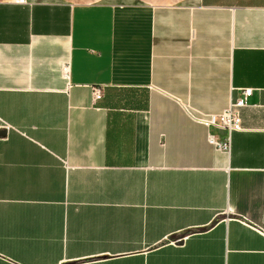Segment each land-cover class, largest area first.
Returning a JSON list of instances; mask_svg holds the SVG:
<instances>
[{
	"label": "crops",
	"instance_id": "1",
	"mask_svg": "<svg viewBox=\"0 0 264 264\" xmlns=\"http://www.w3.org/2000/svg\"><path fill=\"white\" fill-rule=\"evenodd\" d=\"M2 129L0 264H264V0H0Z\"/></svg>",
	"mask_w": 264,
	"mask_h": 264
},
{
	"label": "built area",
	"instance_id": "2",
	"mask_svg": "<svg viewBox=\"0 0 264 264\" xmlns=\"http://www.w3.org/2000/svg\"><path fill=\"white\" fill-rule=\"evenodd\" d=\"M24 3L25 0H19ZM61 73L66 81L67 88L70 86L69 75L70 65L68 62L64 63L61 67ZM93 100H97L102 96V89L99 87H91ZM252 94V89L246 88L240 92L238 97L232 98L229 104L220 112L217 113H202L196 111L190 107H187L190 117L197 123L203 125L206 128L223 129L226 131V136L219 137L215 134L209 133L207 141L216 150L229 152L231 147V133L236 130L242 129L241 125V108L248 105V98ZM5 128L8 129V125L5 124Z\"/></svg>",
	"mask_w": 264,
	"mask_h": 264
},
{
	"label": "water",
	"instance_id": "3",
	"mask_svg": "<svg viewBox=\"0 0 264 264\" xmlns=\"http://www.w3.org/2000/svg\"><path fill=\"white\" fill-rule=\"evenodd\" d=\"M0 134L4 135L5 134V130L2 129Z\"/></svg>",
	"mask_w": 264,
	"mask_h": 264
}]
</instances>
